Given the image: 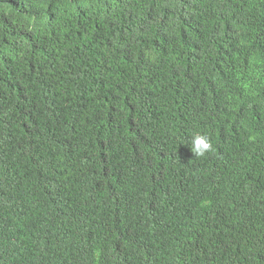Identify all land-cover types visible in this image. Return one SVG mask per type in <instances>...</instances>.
I'll return each instance as SVG.
<instances>
[{
	"label": "trees",
	"instance_id": "1",
	"mask_svg": "<svg viewBox=\"0 0 264 264\" xmlns=\"http://www.w3.org/2000/svg\"><path fill=\"white\" fill-rule=\"evenodd\" d=\"M0 264H264V0H0Z\"/></svg>",
	"mask_w": 264,
	"mask_h": 264
},
{
	"label": "clouds",
	"instance_id": "2",
	"mask_svg": "<svg viewBox=\"0 0 264 264\" xmlns=\"http://www.w3.org/2000/svg\"><path fill=\"white\" fill-rule=\"evenodd\" d=\"M191 143V152L197 157L205 156V154L212 151L213 148L209 138L204 134L194 135Z\"/></svg>",
	"mask_w": 264,
	"mask_h": 264
}]
</instances>
